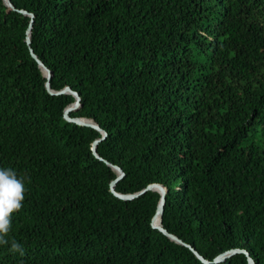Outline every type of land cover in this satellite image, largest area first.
Masks as SVG:
<instances>
[{"label": "trees", "instance_id": "trees-1", "mask_svg": "<svg viewBox=\"0 0 264 264\" xmlns=\"http://www.w3.org/2000/svg\"><path fill=\"white\" fill-rule=\"evenodd\" d=\"M0 0V166L29 177L0 264H264V0ZM19 9H26L23 13ZM70 110L99 126L69 121ZM98 153L112 164L94 154ZM210 264H249L245 253Z\"/></svg>", "mask_w": 264, "mask_h": 264}, {"label": "water", "instance_id": "water-1", "mask_svg": "<svg viewBox=\"0 0 264 264\" xmlns=\"http://www.w3.org/2000/svg\"><path fill=\"white\" fill-rule=\"evenodd\" d=\"M6 2L8 3V5L12 8V9H17V7L13 4L12 0H6ZM21 12L23 13H29L26 9H19ZM32 15V19H31V23H30V26L28 28V36H27V43L30 47V50H31V54L32 56L39 62L40 65H42L46 71H47V88L49 90V92H51L52 94H61V93H66V92H70V93H73L77 96V101L75 103L74 106H72L71 108H69L66 112H65V117L69 120V121H73V122H76V123H79V124H84V125H88V126H92V127H95L97 129H100L102 130L101 126L87 120V119H84L82 117H73L70 115V110L73 109V108H77L79 107L80 105V102H81V95L79 94V92L73 90L70 86L68 87H65L64 89H61L57 92H55L53 89H52V86H51V78H52V72L51 70L49 69V67L39 58V56L37 55V53L35 52V50L33 49V47L31 46V37H30V30H31V27L33 26V22H34V15ZM104 136L102 138H99V139H96V141L94 142V154L99 157L100 159L104 160L105 162H107L108 164H112L109 160L103 158L99 153H98V144H99V141L101 139H104L106 136H107V132L104 130ZM116 168L119 169L120 171V174L119 176L111 183V189L113 191V193L115 195H117L118 197L120 198H123V199H133L135 197H137L138 195L146 192L147 190L149 189H152V188H157V189H160V191L162 192V197H161V200L158 204V208H157V211H156V214L155 216L153 217V220H152V224L155 228H158L159 230H161L162 232H164L165 234H167L169 237H171L172 239L180 242V243H183L184 245L190 247L194 252L195 254L206 264H210V263H219L221 261H224L226 260L227 258L231 257L232 255L236 254V253H240V252H243L247 255L248 257V261H249V264H257L255 259L253 258V256L251 255V253L247 250V249H243V248H232V249H229V250H226L220 254H218L213 260H209L207 259L206 257H204L195 247H193L191 244L185 242L183 239H181L179 236H177L176 234L174 233H171L167 228L164 227V225L162 224V218H163V214H164V209H165V202H166V188L163 187L162 185L160 184H151V185H148L146 188L138 191V192H134V193H122V192H119L117 191L116 189V184L117 182L124 176V171L123 169L118 166V165H115Z\"/></svg>", "mask_w": 264, "mask_h": 264}, {"label": "clouds", "instance_id": "clouds-1", "mask_svg": "<svg viewBox=\"0 0 264 264\" xmlns=\"http://www.w3.org/2000/svg\"><path fill=\"white\" fill-rule=\"evenodd\" d=\"M29 180L12 167L0 166V247H9L10 252L21 257L26 255L24 245L9 234L14 214L24 207Z\"/></svg>", "mask_w": 264, "mask_h": 264}, {"label": "rangeland", "instance_id": "rangeland-1", "mask_svg": "<svg viewBox=\"0 0 264 264\" xmlns=\"http://www.w3.org/2000/svg\"><path fill=\"white\" fill-rule=\"evenodd\" d=\"M262 132V129H260L259 132H256V139L259 140L260 142H263L264 143V135L260 136L259 133Z\"/></svg>", "mask_w": 264, "mask_h": 264}]
</instances>
